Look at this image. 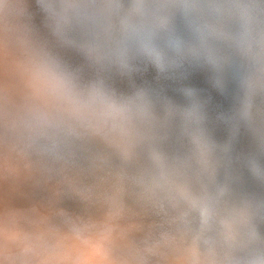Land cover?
Returning a JSON list of instances; mask_svg holds the SVG:
<instances>
[{"label": "clouds", "instance_id": "clouds-1", "mask_svg": "<svg viewBox=\"0 0 264 264\" xmlns=\"http://www.w3.org/2000/svg\"><path fill=\"white\" fill-rule=\"evenodd\" d=\"M0 68L6 147L104 208L20 264H264V0H0ZM130 206L159 230L118 247Z\"/></svg>", "mask_w": 264, "mask_h": 264}, {"label": "rangeland", "instance_id": "rangeland-1", "mask_svg": "<svg viewBox=\"0 0 264 264\" xmlns=\"http://www.w3.org/2000/svg\"><path fill=\"white\" fill-rule=\"evenodd\" d=\"M2 82L3 73L0 68ZM44 165L43 161L36 158L21 160L6 147L0 137V264H20L19 249L30 245L33 236L39 232H64L68 226L80 230L82 224L77 228L75 224H57L54 221L52 215L57 201L49 196V186L47 191L43 190L37 196L30 194ZM90 202L87 199L84 201L85 205H90ZM89 217L90 214L81 215L82 221H88ZM147 227L149 223L145 221L123 216L118 221L117 246L138 242L143 238L141 231ZM154 264L165 262L161 259Z\"/></svg>", "mask_w": 264, "mask_h": 264}, {"label": "water", "instance_id": "water-1", "mask_svg": "<svg viewBox=\"0 0 264 264\" xmlns=\"http://www.w3.org/2000/svg\"><path fill=\"white\" fill-rule=\"evenodd\" d=\"M29 3H33L34 0H28ZM38 22V18H37ZM66 57L70 62L76 64L80 62L79 57L72 53H66ZM154 74H148L145 79L152 80ZM181 87H198L208 90V93L212 97L211 107L215 108L216 106H223L224 101L219 97L215 91L212 89L211 82L202 72L192 73L188 79L184 80L180 84ZM43 171L37 176L36 184H34L31 191L33 196H37L43 190L49 186V196L56 198V205L53 212L54 221L57 224H75L77 228L80 225V229L92 230L95 226V222L102 219L104 216V208L95 201V199H87L90 202V205H85L80 196L72 194L70 191L69 185L76 181L78 177L75 173H64L58 169L50 168L48 165H44ZM47 191V190H46ZM90 214L88 221H82L81 215ZM129 219H138L140 221H145L149 223V228H145L141 236L147 237L152 233H155L159 230L160 220L157 217L145 214L140 209L135 206H130L127 214L124 215ZM118 233V230H117Z\"/></svg>", "mask_w": 264, "mask_h": 264}, {"label": "bare ground", "instance_id": "bare-ground-1", "mask_svg": "<svg viewBox=\"0 0 264 264\" xmlns=\"http://www.w3.org/2000/svg\"><path fill=\"white\" fill-rule=\"evenodd\" d=\"M84 202V201H83ZM25 203V202H24ZM25 205V204H24ZM87 205V204H86ZM87 216V215H86ZM14 218V217H13ZM7 219V218H6ZM21 222V221H20ZM62 227V226H61ZM21 228V227H20ZM135 235H137V233L135 234Z\"/></svg>", "mask_w": 264, "mask_h": 264}]
</instances>
